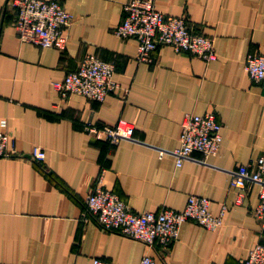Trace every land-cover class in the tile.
<instances>
[{"label":"crops","instance_id":"1","mask_svg":"<svg viewBox=\"0 0 264 264\" xmlns=\"http://www.w3.org/2000/svg\"><path fill=\"white\" fill-rule=\"evenodd\" d=\"M126 1L61 0L73 19L57 50L21 42L15 10L0 0V122L16 152L0 158V264H138L144 254L155 264H243L264 243L257 188L237 203L229 186L234 170L264 154V87L244 69L249 53L264 51V0H155L211 36L216 58L161 45L150 63L135 59V38L113 33ZM86 54L115 65L119 87L102 101L53 87ZM185 112H214L222 141L216 154L195 152L177 167L171 150ZM119 120L133 124L131 138L111 143L85 129ZM34 146L43 161L31 158ZM98 185L131 212L181 210L190 195L208 198L213 214L226 210L215 230L187 220L167 248L148 247L81 216Z\"/></svg>","mask_w":264,"mask_h":264},{"label":"built area","instance_id":"2","mask_svg":"<svg viewBox=\"0 0 264 264\" xmlns=\"http://www.w3.org/2000/svg\"><path fill=\"white\" fill-rule=\"evenodd\" d=\"M15 10L14 28L21 42H30L41 47L64 50L72 14L61 0H9ZM119 38L133 37L137 40L135 59L138 62H153V52L161 45L171 47L175 52H189L210 61L216 58L213 38L194 32L184 16L166 14L155 5V0H128L123 4L122 20L114 27ZM248 76L264 87V51L249 53L244 61ZM115 65L92 54L84 55L77 67L67 73L63 80L53 83L62 95L79 94L89 99L102 101L119 87L113 74ZM0 122V158H8L16 152L15 138ZM179 144L171 153L178 167L191 154L198 152L207 157L218 152L222 141V125L214 112L202 114L185 112L180 122ZM85 129L101 136L111 143L131 138L132 123L119 120L113 126L86 125ZM159 151V156L164 154ZM31 158L41 162L45 151L34 146ZM229 186L238 191L236 202L240 203L248 186L257 188L258 201L252 213L263 219L264 231V154L248 164L240 165L231 173ZM83 218L93 216L105 231H112L143 242L152 247L158 244L167 248L175 241L183 222L192 220L208 230H215L223 221L226 205L218 214L209 210V200L204 196L190 195L181 210L163 208L157 211H129L123 200L113 191L95 187L86 196ZM90 264H108L94 257ZM138 264H155L153 257L144 254ZM243 264H264V243L258 241L252 246Z\"/></svg>","mask_w":264,"mask_h":264}]
</instances>
